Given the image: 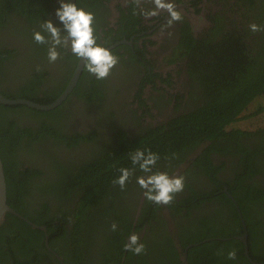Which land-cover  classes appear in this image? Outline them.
Here are the masks:
<instances>
[{
	"label": "trees",
	"instance_id": "obj_1",
	"mask_svg": "<svg viewBox=\"0 0 264 264\" xmlns=\"http://www.w3.org/2000/svg\"><path fill=\"white\" fill-rule=\"evenodd\" d=\"M45 1L0 0V29L6 28L4 20H9L6 14L22 16L28 24H35L47 11L46 4H42ZM97 1L99 0L87 3L90 7H95ZM235 2L239 9L243 8L242 11L237 10L242 20H235L226 27L223 26V18L216 15L212 19L214 24L209 30V35L200 40H195L188 29H182L180 33V40L183 43H180L181 45L187 49L197 45L209 46L211 56L208 69L203 70L205 75L200 82L204 94L192 97L189 109L164 125L144 129L132 140L125 139L122 132L118 133L121 137L119 145H112L108 153L94 157L88 166L80 167L74 173L62 174L54 184L42 187L35 197L31 196L32 179L40 180L43 172L33 163L28 162L24 165L17 159V150L22 143L41 144L44 135L53 138L52 134L57 133L53 126L57 124L60 109L44 112L26 106L0 104V115L3 120L9 119V125L3 127L0 124V158L6 181L7 204L28 221L46 227L48 245L52 251L62 256L64 264H92L95 255L98 254L105 259L104 263L120 262L125 251L124 237L129 234L132 227L130 214L125 212L116 214L110 208L109 212L105 209L98 211L90 209L98 206L96 202L101 199L100 193H103L100 183L108 176L120 175V168L134 169V173L141 171L138 165L132 164L130 154L136 150L146 149L159 155L160 159L156 165L162 164V170L173 169L185 163L186 158L195 151L192 156V167L202 169L217 186L221 185V181L216 173L223 163L214 165L210 158L211 154H230L238 158L242 164V172L236 176L233 183L238 182L241 191L236 192L234 190L236 186H230V180L227 179L225 182L235 195L245 220L250 259L255 264H264V230L260 234L256 227L261 225L262 221H251V212L247 211L248 204L263 206L264 190H257L251 182H245L252 180L255 174H264V121L256 126L252 125V121L255 119L259 121V117L264 113V0ZM132 17L131 13L130 18ZM130 22L131 27L126 34L134 31L139 19L135 16ZM253 24L260 30L253 32L250 28ZM29 37L34 43L35 52L41 53L46 44L36 43L33 33H30ZM111 41L107 40V44H101L102 47L109 45ZM97 44H100L98 40ZM58 51L64 50L59 48ZM11 57L10 50L0 49V75ZM63 59L66 62L71 61L72 64L77 61L72 52L67 53ZM71 69L70 64L68 71ZM45 75V72L34 74L28 77L19 89L13 92L3 91L2 94L9 99L23 98L39 104H49L63 90L67 77L64 75L56 86L49 88L50 91H43ZM92 84V90L88 89L84 94L87 102L94 101L95 91H97L95 94H99L95 83ZM75 91H79L78 85ZM24 114L27 120L31 119L27 125L35 126L36 132H32L29 127L18 128L13 117H21ZM13 128H18L16 133L13 132ZM153 172L159 170L154 167ZM184 185L191 189L188 184ZM80 189L81 200L78 206L75 208L66 206L73 198L74 191L79 192ZM196 197L197 195L189 196L184 205L175 199L167 207L176 214L185 210L183 215L188 217L189 208L197 206L192 205ZM230 205L234 208L233 203ZM158 208V205L147 200L141 209L140 217L150 215L155 219L157 215L155 210ZM260 210L258 213L263 217L264 210ZM233 214L236 224L231 227L211 228L213 226L210 223H204V219L198 217L191 225L190 232L180 233L182 249L193 244L187 251V264H237V262L252 264L243 254V243L233 238L243 234V227L235 210ZM112 224L117 225L115 231L111 228ZM96 234H103L107 238L99 242ZM213 237L225 240L211 239L205 242V239ZM44 238L43 231L7 213L0 224V264H60L53 253L45 247ZM172 249L171 259L167 264H178V253L173 246ZM233 249L236 251V259L230 260L228 252ZM133 256L137 259L134 260ZM99 260L101 261L100 257ZM124 264L149 263L142 254L134 255L126 251Z\"/></svg>",
	"mask_w": 264,
	"mask_h": 264
},
{
	"label": "flooded vegetation",
	"instance_id": "obj_2",
	"mask_svg": "<svg viewBox=\"0 0 264 264\" xmlns=\"http://www.w3.org/2000/svg\"><path fill=\"white\" fill-rule=\"evenodd\" d=\"M69 1L65 0V2ZM91 1L75 0L74 3L78 8L94 14V35L100 42V46L107 40H112L108 43L109 45L103 47L118 58V64L103 80H97L90 75L83 65L71 93L59 106L50 110L60 109L57 124L53 126V129L57 131L52 134L54 137L44 135L41 144L22 143L20 145V149L17 150V159L21 160L24 165L28 162L33 163L43 172L40 180L32 179L30 189L33 197L38 195L42 187L54 184L62 174L74 173L80 167L88 166L94 157L108 153L112 145H119L121 132L125 139L132 140L144 129L164 125L173 117L189 109L192 97L204 94L200 82L205 75L203 70L208 69L211 56L209 46L197 45V47L187 49L181 45L183 44L180 40L182 29H188L195 40H200L209 35V30L214 24L212 19L216 15L223 18V26L229 27L235 20H242L237 10H243L242 7L239 9L235 0H170L175 4L176 10L181 13L182 19L169 25L170 17L166 11H161L158 15L148 18L143 15L144 12L154 10L151 0H141L139 5H136L133 0H99L95 7H90L87 2ZM60 3L61 0L43 2L42 4H46L47 11L44 17L35 24H28L22 16L6 14L9 20H4L6 28L1 27L0 29V49L10 50L12 57L0 75V94L3 91L13 92L19 89L28 77L40 72L46 73V81L42 85L43 91H50L49 88L56 86L64 75L65 78L67 77L66 85L57 97L65 90L79 59L74 63L75 65L71 61L66 62L63 57L71 52L70 47L62 48L64 51L61 52L58 48L60 58L55 63H49L47 54L50 45H44L42 52L38 54L29 37L30 33L40 31L50 39L49 34L43 32L40 27L43 22L49 20L54 27L61 29L62 36L66 35L62 23L55 15ZM256 4L258 5L259 1ZM131 13L133 17L136 16L139 19V24L135 25L132 33L126 34L132 23L130 22L133 18H130ZM70 64L72 69L69 72ZM92 83H95L94 86L97 87L99 94H95L97 93L95 91L94 101L87 102L84 94L86 90H92ZM77 85L78 92L75 91ZM13 118L18 128L29 127L32 132H36L35 126L27 125L31 119L27 120L25 114ZM13 118L10 117V119ZM0 124L3 127L9 125V119L3 120L0 115ZM18 128H13V132L16 133ZM50 128L49 124V131ZM32 132L30 133L33 134ZM31 151L43 154L32 156ZM194 152L186 158L185 163L176 168L162 170V164L155 166L159 172H166L170 177H184V184H188L193 191L184 186V190L176 195L175 199L182 205L186 203L189 196L197 195L192 202V205L197 204V206L189 208L188 217L183 215L185 210L176 214L167 205H158L159 208L155 210L157 212L155 219L150 215L140 217L141 209L147 201L144 191L137 183V177L145 175L142 171H136L137 173L131 176L123 190L118 184L113 183L119 177L116 174L108 176L100 183L103 188V193H100L101 199L96 202L98 206L91 207L90 210L105 209L109 212L110 208L116 214L124 212L130 214L132 227L129 234L124 237L125 242H128L131 235H138L140 242L146 248L142 256L149 264H167L171 259L172 246L178 253L180 263V256L183 255L184 249L180 246L179 235L190 232L191 225L198 217L203 218L204 223H210L213 226L211 228L231 227L236 224L233 214L235 210L242 224L243 234L247 232L241 208L225 182L227 179L230 180V186H236L234 189L236 192L241 191L238 182H233L236 176L241 174L242 164L238 158L230 154H211L210 158L214 165L218 166L223 163L216 173L221 181V185L217 186L204 174L202 169L192 167ZM109 178H111L110 183ZM246 181L251 182L257 190H264V174L262 173L255 174L252 180ZM80 191L81 189L79 192L74 191L73 198L66 203V206L70 208L78 206L81 200ZM232 203L234 208L230 205ZM254 205L255 203L248 204L247 211L251 212V221H262L261 225L256 226L262 234L264 215L261 217L258 212L261 211L260 209L264 210V203L259 207ZM242 235L233 238L237 239ZM96 236L99 237L97 241L107 238L103 234H96ZM211 239L225 240L221 237H213L205 239V242ZM51 252L57 259H55L57 263L64 264L62 256L54 251ZM125 255L126 251L119 263H104L105 259L98 254L91 263L124 264ZM133 257L134 260L137 259Z\"/></svg>",
	"mask_w": 264,
	"mask_h": 264
},
{
	"label": "clouds",
	"instance_id": "obj_3",
	"mask_svg": "<svg viewBox=\"0 0 264 264\" xmlns=\"http://www.w3.org/2000/svg\"><path fill=\"white\" fill-rule=\"evenodd\" d=\"M136 5L141 0H133ZM154 10L144 12L143 15L148 18L158 15L161 11L169 14V25L182 19L181 13L176 10L174 3L170 0H151ZM55 15L63 25L66 35H61V29L54 27L53 23L45 21L41 24L43 32L49 34L47 38L40 31L33 33V39L38 44H49L48 62L55 63L60 58L58 48H69L74 56L83 61L84 68L90 75L97 80L106 79L112 69L118 64V58L114 56L108 49L97 44L94 35L95 29L94 14L86 12L83 8H78L75 3L65 2L61 0L60 7ZM253 32L259 31L257 25H250ZM131 162L134 166L138 165L139 169L145 173L144 176L137 177V183L144 191L145 198L157 205H170L174 202L177 194L184 190V177H170L166 172H153L159 155L151 150H136L130 154ZM118 179L113 181L123 190L126 183L134 174V169L120 168ZM112 230L117 228L116 224H112ZM124 250L132 252L134 255H141L146 252L145 245L140 242L138 235L133 234L129 237L128 242L124 245ZM228 259H236V251L233 249L228 252Z\"/></svg>",
	"mask_w": 264,
	"mask_h": 264
},
{
	"label": "water",
	"instance_id": "obj_4",
	"mask_svg": "<svg viewBox=\"0 0 264 264\" xmlns=\"http://www.w3.org/2000/svg\"><path fill=\"white\" fill-rule=\"evenodd\" d=\"M75 0H70V3H74ZM83 61H78L77 66L73 72V75L68 83V85L66 86L65 90L51 103L49 104H39L36 102H33L31 100L28 99H9L7 97H4L2 94H0V104L1 105H5V106H26L28 108L37 110V111H50L54 108H56L57 106H59L64 100L65 98L71 93V91L73 90V88L76 85V82L79 78L80 72L83 68ZM198 153V151H197ZM9 213L11 215H14L20 219H22L23 221L27 222L31 227L41 230L44 232L45 238H44V244L45 247L47 248V250L52 251L51 248L48 245V237L46 234V227L45 226H39L36 225L30 221H28L26 218H24L23 216H21L20 214H18L13 208H11L8 204H7V199H6V181H5V176H4V169H3V163L2 160L0 158V224L3 222L5 215ZM237 239L241 240L244 244V251L243 254L246 256V258L252 263L255 264V262L250 259L249 256V252H248V245H247V232L245 231V233L242 236L237 237ZM195 245V244H194ZM193 244L187 245L185 248H183V255L180 256V263L179 264H186L187 262V251L190 247H192ZM179 249H181L179 247ZM237 264H240L239 262H237Z\"/></svg>",
	"mask_w": 264,
	"mask_h": 264
},
{
	"label": "rangeland",
	"instance_id": "obj_5",
	"mask_svg": "<svg viewBox=\"0 0 264 264\" xmlns=\"http://www.w3.org/2000/svg\"><path fill=\"white\" fill-rule=\"evenodd\" d=\"M259 119H260L259 121H257V119H255L257 122H256L255 120H253V121H252V123H253L252 125H253V126H256V125H258V124H261V123L264 121V113L259 117ZM41 154H43V153H42V152H39V153H34V152H33V153H32V151H31V155H32V156L41 155Z\"/></svg>",
	"mask_w": 264,
	"mask_h": 264
}]
</instances>
